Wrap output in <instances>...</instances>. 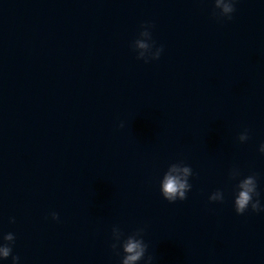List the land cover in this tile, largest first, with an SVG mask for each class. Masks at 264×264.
I'll return each mask as SVG.
<instances>
[{
	"label": "water",
	"instance_id": "obj_1",
	"mask_svg": "<svg viewBox=\"0 0 264 264\" xmlns=\"http://www.w3.org/2000/svg\"><path fill=\"white\" fill-rule=\"evenodd\" d=\"M212 8L0 0V243L18 264H119L113 225L144 229L151 264H264V211L237 214L228 176L257 173L264 205V0ZM149 21L163 51L145 63L130 45ZM179 161L192 187L170 203Z\"/></svg>",
	"mask_w": 264,
	"mask_h": 264
},
{
	"label": "clouds",
	"instance_id": "obj_2",
	"mask_svg": "<svg viewBox=\"0 0 264 264\" xmlns=\"http://www.w3.org/2000/svg\"><path fill=\"white\" fill-rule=\"evenodd\" d=\"M213 8L211 15L217 20L223 18L230 20L232 13L235 11L236 0H212ZM219 10V11H217ZM153 24L149 22H142L137 37L132 41L131 47L136 52V58L144 60L147 63L149 60L159 59L163 51L162 45H155L152 39L151 28ZM249 138L248 129L241 131L237 139L241 143L247 141ZM258 151L264 154V142H261ZM193 175L192 168L182 161L171 163L164 172L160 180V193L162 197L168 202H175L177 200H185L187 193L190 191L192 185L189 183V177ZM239 168L233 167L229 170L228 176L231 180H236L235 192L233 197V206L237 214H243L251 209L252 212L264 211V205L260 203V193L257 189V173L241 177ZM209 201H223L224 195L222 190L216 189L208 196ZM53 220H58V213L55 211L50 213ZM11 220V218H10ZM144 232L143 228H136L129 234L125 235L118 225H113L111 229L112 243L110 248L120 255L119 264H138L142 259L144 264H151L152 256H145L147 244L142 238ZM15 237L11 232L3 235V241L7 243H0V258L6 259L12 255L11 244ZM119 247V251L117 248ZM122 252V255H121ZM19 256L12 255V264H18Z\"/></svg>",
	"mask_w": 264,
	"mask_h": 264
}]
</instances>
